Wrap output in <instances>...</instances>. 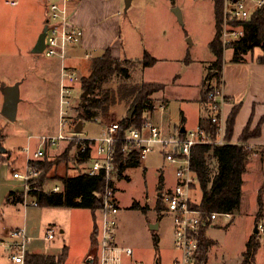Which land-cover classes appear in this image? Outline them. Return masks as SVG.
Here are the masks:
<instances>
[{
  "label": "crops",
  "instance_id": "obj_1",
  "mask_svg": "<svg viewBox=\"0 0 264 264\" xmlns=\"http://www.w3.org/2000/svg\"><path fill=\"white\" fill-rule=\"evenodd\" d=\"M8 1L13 0H7V2ZM14 1H18V4L15 7L20 6L21 0ZM30 1L31 3H35L38 9L43 8V6L47 8L48 0ZM127 1L128 0L73 1L70 6L71 19L75 25L81 27L84 30V37L79 43L71 46L68 49L67 57L64 63L58 57H50L56 60V79L59 95L61 91V73L64 66L67 69L76 72L79 77V80L74 83L75 94L76 91H79L78 84H81L82 86V80L80 79L79 71H82V75L89 74L91 71L93 59L102 56L108 49L112 51L115 59L120 61L133 62L131 64H127L125 62L126 66L130 70V78H128V82H133L132 73L135 69L144 72L145 70L153 69L157 66L166 65L170 62L178 60L181 63H185V69L179 72H174V74L170 78V81L147 82L163 84L164 89L158 91V95L157 93H155L152 96V100L154 102L153 104L155 106L153 109L145 111V116L150 118L149 116L153 114L154 121L166 135L174 134L180 131L187 132L191 129H197L198 127H200L201 118L209 114L208 106L201 101V97L203 92L204 80L206 79L211 64L215 60V56L210 49V43L216 36L217 26L216 33L213 36V39L208 42L209 57L207 56V58L204 60H198L194 58L195 56L191 57V52L187 47L181 46V41L182 43L187 40L188 42H192V39L189 36L179 35L180 46L178 47V51L180 52V54H178L179 56H177V59L171 58L169 54H158L156 50L159 49L164 53H173V51L176 50V46H173L174 40L172 38V35L170 36L165 32H153L152 38L154 42L153 44H150L145 39L146 33L140 29L138 22L134 18L131 17V19H129L124 26V22L121 18V12L125 8V2L127 3ZM140 1L141 0H130V5L129 7L126 6V9L131 10L133 7L136 8V6L140 5ZM46 21H44L42 28L38 29L34 43L32 44V48L35 47L40 34L43 32V29L46 26ZM158 38L162 40L161 42H159V44ZM146 52H149L153 57L157 59V63L153 67L145 68L143 64L139 63V61L143 59ZM188 52L190 53V57ZM94 53L98 54V56L94 57ZM210 54L212 57H210ZM233 56L234 47L232 46L226 48L225 62L223 67L224 93L227 97V103L224 105L223 116L226 123L228 122V118L233 108L237 104H241L242 106L236 119L234 135L230 141V144L237 145L244 143L251 148L263 149L264 122L262 124L260 136L249 138L245 142L241 140V137L245 128L250 122V131H254L258 127L262 118H264V61H262V59L264 58V52L261 48H255L252 52L245 54V58H243L239 62H234ZM195 64H199L200 67L199 80L196 83H194V81L191 79L190 74V70ZM43 75L46 74L44 73ZM46 76H48V74ZM14 83L15 81L13 80V83L10 86L14 85ZM141 83L143 82L134 81L131 85H139ZM169 84L183 86L184 88H190L193 85H196V87H198V90L200 91V95L198 98L191 99L189 97L181 96L179 98L183 101L200 102L205 108V114L199 116L196 124L192 125V127H188V117L185 115V120H183L181 124L176 125L174 130L171 123H167L161 117V115L158 114V117L156 116V113L159 112L160 108H168L169 103L172 101V99L166 95ZM20 95L21 101L18 106V114L16 120H18L20 104L24 102L22 90H20ZM121 98L122 99L120 102L115 100V103H113L111 107L108 106L109 110L105 114V116H108L109 112H115L116 116L121 121L122 118L128 115L132 96L123 95L121 96ZM156 100H158V105L155 102ZM69 110L70 109H68V114ZM101 113L102 112L99 111V116L95 119V121H79L78 123L83 122V128L81 132H76V126L78 125V123L75 124L73 131H66V127H68L69 121H67V124L63 127V132L66 134H80L84 131L85 123L102 121V123L106 127L105 130L101 133V135H103L110 124L108 120L101 117L104 115L103 113ZM60 131H62L61 124ZM46 135L57 134H31L28 138V144L31 143L32 147L35 149L40 144L39 137ZM31 136L32 138H30ZM70 146L71 148L69 156L63 158L64 153ZM73 146V142L69 143L68 141H60L57 146H49L45 157L38 162L47 161L53 164L49 167L50 169L46 173L47 177L45 180H42L45 174L44 170L42 169L43 175L40 179L39 186L44 187L45 189H51L55 185H61L63 188L61 192H63L65 191V184L63 181L64 178H76L86 174V171L89 168L90 164L89 155L87 159H72L71 153L75 150ZM24 147L14 149L13 151L7 150L6 147L0 148V150H6L5 152H0V158L8 161L13 170L23 167L27 162L26 156L21 152ZM146 160L147 158L144 160H140L138 166L127 167L120 175L117 174L115 179L117 198L121 207V211L123 209H126L130 212L139 211L147 215V221H145L144 223V229H148L146 233H144V235H134L129 238V241H127V243L121 244L118 239L120 236L121 228H123V226L127 223V216L121 215L120 211L117 229V243L122 247H131L134 250L133 256H128L126 254L122 255V264H135L136 261L144 262L145 255L142 252L143 249L148 247L151 248L152 245L153 248L156 249L153 240L154 233L159 236V248L161 247V235H159V233L157 232L158 229H154L151 227V223H157L154 219H156L158 213L161 218L163 216V213H165V208H159L158 199L163 196L164 192L173 190L177 184V181L174 184H170L169 182H167L166 176L163 175L161 176L163 182L160 183L159 190L157 188V191L153 192V195L150 196V194L147 192L148 185H144L141 187L142 198H133L132 202H129L130 204L126 203L124 199L125 194L127 193L125 187L129 186L134 180L133 176L130 174V171L135 168L141 169L143 167V176L146 179ZM19 161H21L22 165L15 166V164ZM198 187H200L198 184L193 187V197L194 193H197ZM23 199L24 189L21 182H18V185L16 186L7 184V182L0 183V264H20L14 262L11 259V249L9 247V244L11 243V241H9L10 233L13 230L17 229L25 230L26 235L30 238L26 248V253L28 254L58 257L63 253L64 249H66L68 252L66 264H79L80 262L81 264H96L95 258H91L97 257V254L94 250L95 246L92 244V235L95 228L98 227L96 217L99 218V210L93 211L90 208L48 206L46 204H39L38 207H25V205L23 204ZM195 202L199 203L198 201ZM135 204H139L140 207H146L147 211L144 212L140 208H135ZM80 212L90 213L94 217L91 220L88 219L86 221L79 222V220L76 219V216ZM49 229H52L54 231V238L50 241L45 239L47 231ZM208 237L211 238L209 235ZM80 257H83L84 263L83 261H81ZM88 257L90 258L88 259ZM179 257L180 252L178 251V253L172 258L171 264H174L175 260ZM85 259H88V263L85 262ZM209 259L213 260V257L209 256Z\"/></svg>",
  "mask_w": 264,
  "mask_h": 264
},
{
  "label": "rangeland",
  "instance_id": "obj_2",
  "mask_svg": "<svg viewBox=\"0 0 264 264\" xmlns=\"http://www.w3.org/2000/svg\"><path fill=\"white\" fill-rule=\"evenodd\" d=\"M214 4V0H175V3L172 0H141L139 6L130 10L126 9L127 3L125 2L121 18L124 26L131 17L134 18L138 22L140 29L146 33L145 39L150 44L154 42L152 38L153 32H165L170 36L172 35L173 46H176V50L173 53H164L157 49L156 52L158 54H169L171 58L177 59L178 54H180L178 51L180 46L179 35L189 36L192 42L187 40L182 43L181 41V46L188 48L191 52V57L195 56L194 58L198 60H204L207 56L209 57L208 42L213 39L216 33ZM15 6L7 2V0H0V148L6 147L10 151L26 146L31 134L56 133L58 135L60 132V95L56 79V60L48 57L45 52L34 53V48H32L38 29L42 28L44 21L48 18L47 8L43 6V8L38 9L35 3H31L30 0H21L20 6ZM177 7L182 11V21L174 11ZM161 41L158 38V44ZM93 56H98V54L94 53ZM210 57H212L211 54ZM243 58L245 57L243 56ZM184 66L185 63L175 60L169 64L157 66L144 72L135 69L132 73V80L133 82H168L174 72L184 70ZM79 72L82 86L78 84L79 91L75 92L73 104L69 108V114L65 116V119L69 121L66 131H73L75 124L80 121L78 111L82 103V95L85 92L83 79L90 73L82 75V71ZM190 72L194 83L198 82L200 75L199 64H195ZM44 73L48 74V76L43 75ZM13 80L15 81L14 85L16 83L21 84L20 90L23 91L24 97V102L20 104L18 120L16 121L10 120L3 113L5 103L3 89L6 86H10ZM131 82H128V79H124L121 75L114 76L109 83H105L98 88L94 96L98 95L100 98H105L108 92L113 91L115 98L111 95L109 103L105 105L111 107L114 100L120 102L121 96L126 93L128 96L131 94L129 89L133 83ZM166 95L172 101L169 103L168 108H160L156 116L158 117L159 114L167 123H171L173 130L176 125L181 124L185 120L184 115L188 117V127H192V125L196 124L199 116L206 112L200 102L179 99L180 96L191 99L198 98L200 91L196 85L184 88L183 86L169 84ZM155 102L158 105V100ZM104 116L101 117L108 120L110 125L120 121L115 112H109L108 116ZM149 117V120L156 124L153 114ZM105 128L102 121L87 122L85 123L84 131L79 136L97 138L101 136ZM73 145V148H75L76 144L74 142ZM21 165V161L15 164V166ZM218 165V160L211 153L208 158V167L212 177L218 171ZM145 166L147 167L146 179L143 176V167L130 171L134 180L129 186L125 187L127 191L124 197L126 203L132 202L133 198L141 199V187L144 185H148V191L147 188L146 191L150 196L153 195L157 188L159 190L160 178L163 175L166 176V180L170 184H174L178 180L176 167L166 161L160 146H157L148 155ZM22 168H25V166L15 170ZM15 170H13L8 161L0 158V183L7 182V184L12 186L18 185L20 181L16 180L14 176L12 177ZM263 184L264 156L259 151L252 157L248 165L243 187V201L241 208L236 211V217L231 222L224 217H219L216 225L208 231V235L215 242V245L210 250V256L213 257L212 261L215 264L242 263L247 243L250 237L255 234L256 223L264 219V211L262 216L257 218L259 210L258 197ZM193 199L201 202L202 190L200 187H198L197 193H194ZM163 205L166 208L165 204ZM121 215L127 216V223L121 228L118 239L121 244L127 243L129 238L134 235H144L148 230L144 229V223L147 221L146 214L123 209ZM98 216L99 218L96 217V222L99 225L101 215L99 214ZM93 217L90 213L80 212L77 214L76 219L79 222H83L88 219L91 220ZM154 220L160 226L157 232L162 238L161 247L156 250L152 245L151 248L143 249L144 262L146 264H171L172 258L178 253L174 243L173 217L170 214L163 213L161 218L158 213ZM151 224L155 225V223ZM94 250L96 254L99 252L98 245H95ZM91 258L97 259V257ZM256 258V264H264L262 249L258 251ZM80 259L84 263L83 257H80ZM88 259H85L86 263H88Z\"/></svg>",
  "mask_w": 264,
  "mask_h": 264
},
{
  "label": "built area",
  "instance_id": "obj_3",
  "mask_svg": "<svg viewBox=\"0 0 264 264\" xmlns=\"http://www.w3.org/2000/svg\"><path fill=\"white\" fill-rule=\"evenodd\" d=\"M74 0H48V18L46 26L45 53L49 57H58L64 63L68 49L79 43L84 37V30L75 25L71 19L70 6ZM17 5L18 1H8ZM264 7V0H223V18L220 26L221 40L225 48L234 46L246 36V25L253 15ZM79 80L76 72L65 66L61 73L60 91V124L62 131L56 136H40V144L33 148L31 143L22 149L26 156L25 168L13 171L16 180L23 184L25 207H38L39 201L36 192H61L62 186L55 185L51 189L39 186V179L43 171L36 165L42 160L49 146H57L60 141L74 142L75 150L71 158L75 160L87 159L89 155V168L86 175L99 176L105 181L104 190L98 193L101 199L100 223L97 231L96 264H122V255H134L131 247H122L117 243V229L121 207L117 198L115 179L118 173L116 166L117 144L122 143L121 151L125 156L137 155L144 160L157 146H160L165 159L176 167L177 184L173 190L163 193L165 213L170 214L174 221V242L180 257L174 264H215L209 259L201 262L200 247L204 235L208 237L209 228L216 225L219 217L231 222L236 212L207 213L193 199V187L199 183L193 165V149L199 145L224 146L230 144L227 138L228 127L223 116L227 97L224 85L209 84L208 86V113L215 132L198 127L191 129L184 135L180 132L166 135L161 128L147 119L142 128L131 127L121 137L120 122L112 123L105 133L97 138H85L79 134H66L63 127L67 124L65 116L74 100V83ZM32 138V136L30 137ZM257 238L264 253V219L256 223ZM54 238V231L49 229L45 237L50 241ZM14 240V241H13ZM30 238L25 230H13L10 233L11 259L25 264L26 248ZM135 264H145L136 261Z\"/></svg>",
  "mask_w": 264,
  "mask_h": 264
},
{
  "label": "trees",
  "instance_id": "obj_4",
  "mask_svg": "<svg viewBox=\"0 0 264 264\" xmlns=\"http://www.w3.org/2000/svg\"><path fill=\"white\" fill-rule=\"evenodd\" d=\"M174 2V0H172ZM215 2V14H216V26L217 33L214 40L210 43L211 52L215 56L214 62L209 68V72L204 80L203 92L201 101L204 104L209 103L208 99V86L209 84L223 85V67L225 62V47L221 40L220 26L223 18V0H214ZM233 61L239 62L243 59V56L249 52H252L255 48H261L264 52V7L257 11L251 21L246 25V36L238 41L234 46ZM264 61V58L262 59ZM131 64V61H120L114 58L112 51L108 49L102 56L93 59L90 74L83 79V87L85 91H88V96L83 97L82 103L79 108L80 121H95L99 116V111L104 115L108 112L109 107L105 106L109 103L111 95L115 98L113 91L108 92L105 98H100L98 95L94 96L95 91L103 84L109 83L114 76L121 75L124 79L130 78V70L126 66ZM145 68L153 67L157 63V59L153 57L149 52H146L143 59L139 61ZM131 90L130 96H132L131 105L129 111L134 110L131 117L126 115L120 122L121 137L125 136V132L128 128H142L145 121L149 119L145 116V111L154 108V102L152 96L158 91L164 89L163 84L159 83H147L143 82L139 85H133L129 88ZM127 94V93H126ZM124 94V95H126ZM115 103V100L113 101ZM241 104H237L227 122L228 134L227 138L231 141L234 135V127L238 113L241 109ZM264 122L262 118L258 127L254 131H250L251 122L245 128L241 137L242 141H247L249 138L258 137L261 135V128ZM200 127L210 132H215L216 126L209 118V114L200 120ZM186 132L180 131L181 135ZM116 154V166L118 169L117 174H121L127 167L138 166L140 159L137 155L125 156L121 151L122 143L117 144ZM71 146L66 150L64 157L69 156ZM261 152L264 156V148L257 149L251 148L246 144H227L224 146H205L199 145L193 149L192 165L196 175L199 178L198 185L202 190V199L198 204L207 213L211 212H236L241 208L243 201V187H244V175L248 171V165L252 157ZM213 154L214 158L218 160V171L215 176L212 177L209 167L208 158L210 154ZM87 158V155L83 156ZM57 163V162H55ZM53 163L47 161L38 162L36 165L41 170L43 169L45 174L42 180H45L47 171ZM65 191L61 193H46L36 192L39 204H46L48 206H66V207H79L90 208L93 211L99 210L101 207V199L98 193H101L105 187V181L99 176L81 175L76 178H64ZM163 179L160 178V183ZM164 202L162 197L158 199V206L160 209L164 208ZM259 210L257 218L262 216L264 211V184L260 189L258 197ZM135 208H140L146 212V207H140L139 204L134 205ZM257 222V221H256ZM97 231L95 228L92 235V244L97 245ZM154 246L159 249V236L154 233L153 235ZM215 245V242L204 235L201 239L200 247V261L205 262L208 260V254L211 248ZM261 249V245L258 241L257 235L253 234L248 243L247 248L243 253V261L241 264H256V256ZM68 258V252L64 249L63 253L58 257L48 255H31L26 253V264H66Z\"/></svg>",
  "mask_w": 264,
  "mask_h": 264
},
{
  "label": "water",
  "instance_id": "obj_5",
  "mask_svg": "<svg viewBox=\"0 0 264 264\" xmlns=\"http://www.w3.org/2000/svg\"><path fill=\"white\" fill-rule=\"evenodd\" d=\"M130 5V0L127 1V7ZM174 11L179 16L180 20H183L182 12L179 8H175ZM48 32V27L45 26L43 29V32L40 34L38 41L33 49L34 53H43L46 48V36ZM4 95H5V103L3 106V113L5 116H7L10 120L15 121L17 119L18 114V106L21 101V95H20V83H16L12 86H6L3 89ZM88 96V91L86 90L83 93V97ZM134 113V110L130 111L129 117H131ZM83 128V122L78 123L76 126V132H81ZM6 150H0V152H5ZM154 229L159 228V224H155L151 226ZM255 233H257V229H255ZM158 264V263H156Z\"/></svg>",
  "mask_w": 264,
  "mask_h": 264
},
{
  "label": "bare ground",
  "instance_id": "obj_6",
  "mask_svg": "<svg viewBox=\"0 0 264 264\" xmlns=\"http://www.w3.org/2000/svg\"><path fill=\"white\" fill-rule=\"evenodd\" d=\"M256 234V233H255Z\"/></svg>",
  "mask_w": 264,
  "mask_h": 264
}]
</instances>
